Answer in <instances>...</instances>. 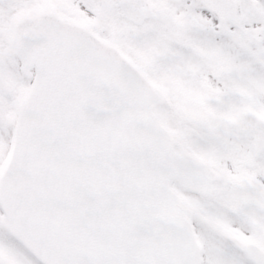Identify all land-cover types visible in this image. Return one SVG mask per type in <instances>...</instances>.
<instances>
[{
	"label": "snow or ice",
	"instance_id": "1",
	"mask_svg": "<svg viewBox=\"0 0 264 264\" xmlns=\"http://www.w3.org/2000/svg\"><path fill=\"white\" fill-rule=\"evenodd\" d=\"M0 264H264V0H0Z\"/></svg>",
	"mask_w": 264,
	"mask_h": 264
}]
</instances>
